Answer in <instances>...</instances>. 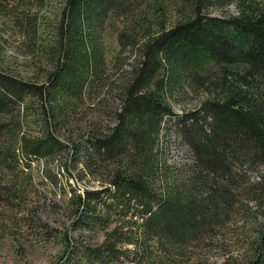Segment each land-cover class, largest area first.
Returning <instances> with one entry per match:
<instances>
[{"label": "trees", "instance_id": "obj_1", "mask_svg": "<svg viewBox=\"0 0 264 264\" xmlns=\"http://www.w3.org/2000/svg\"><path fill=\"white\" fill-rule=\"evenodd\" d=\"M146 2L12 0L11 10L0 1L12 38L40 62L25 65L28 77L0 69V201L22 198L7 184L20 165L76 148L100 187L72 188L73 223L107 234L81 247L66 235L85 264L126 245L134 264H158L153 249L163 264H186L233 215L240 191L256 203L255 232L242 256L220 264H264V0H174L167 25L165 1ZM211 7L225 8L223 16ZM105 29L118 49L110 47L109 60ZM191 98L192 108L173 112L172 101ZM169 125L191 154L179 169L160 142ZM66 126L80 138L62 139ZM249 169L258 177L245 185ZM22 180L30 183L31 173Z\"/></svg>", "mask_w": 264, "mask_h": 264}, {"label": "rangeland", "instance_id": "obj_2", "mask_svg": "<svg viewBox=\"0 0 264 264\" xmlns=\"http://www.w3.org/2000/svg\"><path fill=\"white\" fill-rule=\"evenodd\" d=\"M0 1L7 5L6 8L12 10V0ZM144 1L156 2L159 0ZM163 1L167 5L168 12L165 13L162 19L167 25L173 19L175 20L178 11L173 6L174 0ZM147 2L144 6L146 9H148ZM171 3H173L172 6ZM208 10L210 15L222 17L225 8L211 7ZM226 11L235 13L236 7L228 5ZM150 16L152 17V14ZM152 20V25L157 26L154 16ZM106 32L108 30L105 29L104 34ZM12 33L18 39V34L12 30V21L8 23L7 19L0 14V69L3 71H15L17 69L22 76L28 77L31 74L29 68H26L25 65L28 63L30 67H34L35 64L40 62L34 61L36 60V53H26V48L24 49L16 43V40L12 38ZM102 41L106 60H109L111 56L110 47H114V51L118 50L116 36L108 32ZM125 53L124 51L123 54ZM194 103L193 98L188 99L183 104L172 101L171 108L175 114H180L185 109L192 108ZM84 109L87 113L92 112L87 107ZM169 126L171 127L169 131H160V142L167 146L164 154L167 164L179 169L184 166V162L191 160V154L184 140L176 137L181 135V131L174 129L173 125ZM73 129L77 130L73 126H66L64 130H60L57 134L62 139L69 138L71 139L69 141H76L80 138V132L79 130L73 131ZM30 132L34 131L29 129ZM4 135L3 132L0 133L3 138ZM74 150L66 148L56 152L54 158L48 161L47 164L44 160L41 161L42 159L33 158L29 160V167L24 165L18 167L16 170L18 172L13 177V181L7 183L8 179L3 180V184L16 186L19 194L22 191V196L20 195L22 198H13L12 202L9 203L10 200L7 202L5 200L0 201V264H85L80 251L78 249L73 251V249H76L75 246H73L74 248L70 247V250L66 248L67 237L71 238L68 240L75 243V245L77 244V247L85 244H95L96 241L99 245L106 239L107 234L100 230L94 233L86 231V228V230L83 228L80 230L73 223L75 211L72 210V206L68 201L69 193L72 194V188L76 193H83L87 187H100L94 176L86 174L81 169L79 163L81 155L75 154ZM69 159H71V162L65 169L64 163ZM73 162L76 164H73ZM259 171L262 172V169ZM2 172L7 173L9 170L3 168ZM26 173H31L30 183L22 180L23 175H26ZM244 173L245 185L249 181L257 180L258 176H256L255 170L249 169ZM24 184H27L26 188H24ZM240 192L236 194L235 211L230 219L225 222L222 229H216L218 233L215 231L214 240L205 242L206 244H199L200 246L197 245L199 251L195 256L188 258L186 264H192V261L196 264H220L226 263L228 259L242 256L241 253L246 249V239L251 238L255 232L258 209L254 200L243 196ZM153 250L156 257L160 259L159 250ZM105 254L95 259L97 261L92 264H134L131 261L134 253L130 245L122 247V250L116 255L105 256ZM142 257L144 258V255ZM159 259L157 263L163 264ZM179 260L177 258L170 259L168 264H182L183 261Z\"/></svg>", "mask_w": 264, "mask_h": 264}]
</instances>
